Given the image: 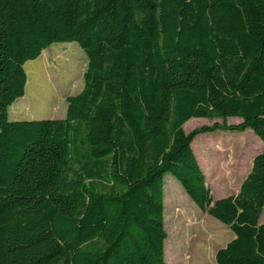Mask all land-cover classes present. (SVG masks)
<instances>
[{"label":"trees","instance_id":"obj_1","mask_svg":"<svg viewBox=\"0 0 264 264\" xmlns=\"http://www.w3.org/2000/svg\"><path fill=\"white\" fill-rule=\"evenodd\" d=\"M63 42L87 58L65 116L9 119ZM246 129L264 145V0H0V264H166V174L232 231L216 264H264V150L214 198L191 146Z\"/></svg>","mask_w":264,"mask_h":264},{"label":"rangeland","instance_id":"obj_2","mask_svg":"<svg viewBox=\"0 0 264 264\" xmlns=\"http://www.w3.org/2000/svg\"><path fill=\"white\" fill-rule=\"evenodd\" d=\"M25 64V93L8 107L9 119L63 118L66 98L79 93L83 87L87 65L84 52L74 42L53 43L38 58ZM238 120L228 118L226 122ZM187 122L183 125L185 132L220 123L221 119L191 118ZM191 146L214 198L237 192L251 169L253 157L264 150L263 143L251 129L200 133ZM163 189L166 264H216L215 253L233 238L232 231L197 208L169 174L164 176ZM260 222H264V208Z\"/></svg>","mask_w":264,"mask_h":264},{"label":"bare ground","instance_id":"obj_3","mask_svg":"<svg viewBox=\"0 0 264 264\" xmlns=\"http://www.w3.org/2000/svg\"><path fill=\"white\" fill-rule=\"evenodd\" d=\"M24 69H26V64L24 65ZM19 117V116H18ZM170 185V184H169ZM171 188V187H170ZM166 260H167V255H166Z\"/></svg>","mask_w":264,"mask_h":264},{"label":"crops","instance_id":"obj_4","mask_svg":"<svg viewBox=\"0 0 264 264\" xmlns=\"http://www.w3.org/2000/svg\"><path fill=\"white\" fill-rule=\"evenodd\" d=\"M14 120V119H13Z\"/></svg>","mask_w":264,"mask_h":264}]
</instances>
